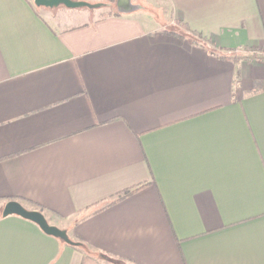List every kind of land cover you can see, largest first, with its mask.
Segmentation results:
<instances>
[{
	"label": "crops",
	"instance_id": "crops-1",
	"mask_svg": "<svg viewBox=\"0 0 264 264\" xmlns=\"http://www.w3.org/2000/svg\"><path fill=\"white\" fill-rule=\"evenodd\" d=\"M86 1L0 0V264H264V0Z\"/></svg>",
	"mask_w": 264,
	"mask_h": 264
},
{
	"label": "water",
	"instance_id": "water-1",
	"mask_svg": "<svg viewBox=\"0 0 264 264\" xmlns=\"http://www.w3.org/2000/svg\"><path fill=\"white\" fill-rule=\"evenodd\" d=\"M34 3L36 6H45L50 8L58 7L63 4L69 8H97L102 5V3H91L86 0H34ZM117 8L120 12L128 13L139 8V5L134 4L132 0H117ZM12 214L19 215L37 223L41 229L46 232V234L58 237L69 244L75 243V241H73L69 236L66 229H63L55 224H50L45 214L39 209L32 210L26 208L17 200H10L5 204L2 215L7 216Z\"/></svg>",
	"mask_w": 264,
	"mask_h": 264
},
{
	"label": "trees",
	"instance_id": "trees-1",
	"mask_svg": "<svg viewBox=\"0 0 264 264\" xmlns=\"http://www.w3.org/2000/svg\"><path fill=\"white\" fill-rule=\"evenodd\" d=\"M259 49H260V48H259ZM259 49L257 48V49H244V50H246V51H250V52H252V53H256V51H258ZM261 50H262V48H261ZM238 57L245 58L244 56H241V55H239ZM256 88H257V89H259V88H260V89H264V82L259 83V84L256 86ZM145 185H146V184H141V185H138V186H135V187H133V188H129V189L123 191L121 194L118 195V197H117L114 201H118V200L122 199V197H123V198H124V197H127L128 195H130V194H132V193H134V192H136V191L142 189ZM39 210L42 211V208H40ZM70 245H72V246H78V245H82V244H81L80 242H75L74 244H70Z\"/></svg>",
	"mask_w": 264,
	"mask_h": 264
},
{
	"label": "rangeland",
	"instance_id": "rangeland-1",
	"mask_svg": "<svg viewBox=\"0 0 264 264\" xmlns=\"http://www.w3.org/2000/svg\"><path fill=\"white\" fill-rule=\"evenodd\" d=\"M34 1V0H33ZM113 2H115L114 3V5H116V3H117V0H112ZM136 1V0H135ZM92 3V2H91ZM142 4L144 3V2H141ZM137 5H139V4H137ZM63 8V7H62ZM82 9H85V8H88V7H81ZM95 10H103L102 8H100V7H98V8H96ZM99 12V11H98ZM185 31V30H184ZM180 32V31H179ZM181 33V32H180ZM185 34H187V32L185 31ZM239 55H241V56H244L245 58H253V57H255V55H257L256 53H251L250 51H246V50H244V51H241L240 53H239Z\"/></svg>",
	"mask_w": 264,
	"mask_h": 264
}]
</instances>
